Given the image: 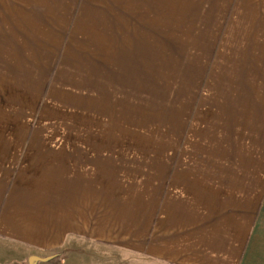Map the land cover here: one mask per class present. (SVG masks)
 Wrapping results in <instances>:
<instances>
[{
	"label": "crops",
	"instance_id": "1",
	"mask_svg": "<svg viewBox=\"0 0 264 264\" xmlns=\"http://www.w3.org/2000/svg\"><path fill=\"white\" fill-rule=\"evenodd\" d=\"M30 255L264 264V0H0V264Z\"/></svg>",
	"mask_w": 264,
	"mask_h": 264
},
{
	"label": "rangeland",
	"instance_id": "2",
	"mask_svg": "<svg viewBox=\"0 0 264 264\" xmlns=\"http://www.w3.org/2000/svg\"><path fill=\"white\" fill-rule=\"evenodd\" d=\"M124 136V135H123ZM119 137H120V134L119 135H115V134H113V139H119ZM5 246V245H4ZM11 246V245H10ZM13 248H18V247H15V246H12ZM18 251H20V252H22V250L21 249H17V250H15V252L18 254L19 252ZM54 256H53V259H54V261H55V259H56V253H54L53 254ZM45 257L47 258V255L45 256H43V257H41V256H37V255H30V257H29V259L28 258H26V259H24V260H20V261H17V260H15L14 259V261H9V262H7L6 264H40V262H41V260L42 259H45Z\"/></svg>",
	"mask_w": 264,
	"mask_h": 264
}]
</instances>
